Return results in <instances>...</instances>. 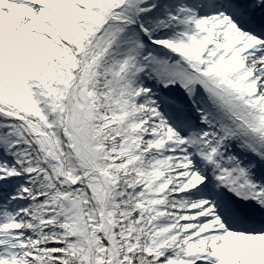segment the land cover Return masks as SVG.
Instances as JSON below:
<instances>
[{
  "label": "snow or ice",
  "instance_id": "6c2138e0",
  "mask_svg": "<svg viewBox=\"0 0 264 264\" xmlns=\"http://www.w3.org/2000/svg\"><path fill=\"white\" fill-rule=\"evenodd\" d=\"M0 264H264V0H0Z\"/></svg>",
  "mask_w": 264,
  "mask_h": 264
}]
</instances>
